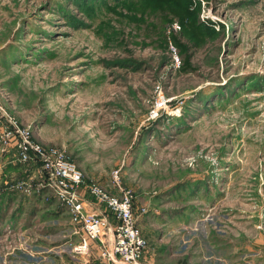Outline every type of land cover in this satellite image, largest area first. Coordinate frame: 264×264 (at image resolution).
I'll list each match as a JSON object with an SVG mask.
<instances>
[{
  "label": "rangeland",
  "instance_id": "374dc122",
  "mask_svg": "<svg viewBox=\"0 0 264 264\" xmlns=\"http://www.w3.org/2000/svg\"><path fill=\"white\" fill-rule=\"evenodd\" d=\"M7 117L87 184L132 192L145 263L264 264V0H0V136ZM38 164L0 143V241L25 234L22 264H77Z\"/></svg>",
  "mask_w": 264,
  "mask_h": 264
},
{
  "label": "built area",
  "instance_id": "2783aa9c",
  "mask_svg": "<svg viewBox=\"0 0 264 264\" xmlns=\"http://www.w3.org/2000/svg\"><path fill=\"white\" fill-rule=\"evenodd\" d=\"M170 27V29L178 30L181 26L174 22ZM170 46L176 51L172 41H170ZM175 59L176 62H179L177 55H175ZM167 103L168 99L165 93L159 88L149 117L156 118L159 112L167 106ZM7 118L12 121L13 126L12 129H8L0 136V143L16 139L19 160L41 165L40 172L45 176L46 184L52 188L69 210L74 233L80 237L78 243L71 249L72 256L79 260L80 264H92L93 250L96 246L101 264H147L143 258L148 241L137 223L135 199L132 192L121 188V192L115 194L106 190L99 183L87 184L83 172L68 162L60 150L54 148L46 150L32 138L29 131L21 129L12 118ZM113 179L120 187L118 170L113 172ZM83 186L100 203L107 206L115 221L106 212L90 209L91 203L80 191ZM17 189L27 194L32 192L28 180L18 182ZM16 235L17 233H7L0 241V257L3 264H10L22 253L31 257L37 253L33 245L24 246L27 240L23 232L19 233L17 240H9L10 237ZM2 243L3 247L1 248ZM48 251L50 252L52 249ZM63 251L65 250H61V252ZM61 264L68 263L62 262Z\"/></svg>",
  "mask_w": 264,
  "mask_h": 264
},
{
  "label": "crops",
  "instance_id": "0c3cea01",
  "mask_svg": "<svg viewBox=\"0 0 264 264\" xmlns=\"http://www.w3.org/2000/svg\"><path fill=\"white\" fill-rule=\"evenodd\" d=\"M88 199H89V201L91 202V207H90V209H94L95 211H97V212H105V207H104V209H103V207L100 205V202L98 201V200H96L93 196H90L89 195V197H88ZM109 216H110V218L113 220V221H115L114 220V216H113V214H111V213H109ZM97 248H96V246H95V248H94V250H96ZM61 250H65V248H58L56 251V253H58V254H60V256H61V258L63 257V256H65L64 254H63V252H61ZM93 250V255L94 256H96V254H95V251ZM20 255H25V256H28L27 254H20ZM19 258V259H18ZM17 259H14L13 261H11L10 262V264H22L23 263V261H21L20 260V257H18ZM51 258H53V259H55V260H58L57 259V256H54V257H52L51 256ZM96 258V257H95ZM95 258H93V262H92V264H101L100 263V260H95ZM144 261V260H143ZM26 264V263H25ZM52 264H57V261H54V263H52ZM77 264H80V263H77Z\"/></svg>",
  "mask_w": 264,
  "mask_h": 264
},
{
  "label": "trees",
  "instance_id": "16d2710c",
  "mask_svg": "<svg viewBox=\"0 0 264 264\" xmlns=\"http://www.w3.org/2000/svg\"><path fill=\"white\" fill-rule=\"evenodd\" d=\"M163 39L166 41L167 44L170 45V41H172V40L169 41L166 37H164ZM36 164H37V163H36Z\"/></svg>",
  "mask_w": 264,
  "mask_h": 264
}]
</instances>
